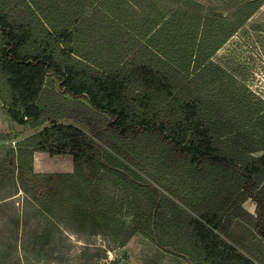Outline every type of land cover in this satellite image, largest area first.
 <instances>
[{
	"label": "trees",
	"instance_id": "trees-1",
	"mask_svg": "<svg viewBox=\"0 0 264 264\" xmlns=\"http://www.w3.org/2000/svg\"><path fill=\"white\" fill-rule=\"evenodd\" d=\"M263 6L0 0V112L41 128L0 178L16 171L75 234L119 247L138 234L185 264H264L263 110L213 60ZM35 152L70 156L72 172L35 173Z\"/></svg>",
	"mask_w": 264,
	"mask_h": 264
},
{
	"label": "rangeland",
	"instance_id": "rangeland-1",
	"mask_svg": "<svg viewBox=\"0 0 264 264\" xmlns=\"http://www.w3.org/2000/svg\"><path fill=\"white\" fill-rule=\"evenodd\" d=\"M263 23L264 6L245 22L213 60L236 79L242 92L252 102H257L264 114V31L259 29ZM10 124L0 133V161L17 148L18 141L41 129ZM263 154L257 152L254 156ZM110 186L109 180H103L101 190L113 197L117 191ZM254 207L250 200L244 204L251 213ZM47 216L40 202L22 187L16 171L0 178V264H158L159 257L162 258L159 264H185L163 256L138 234H132L125 245L119 247L102 235L87 237L73 233L59 212L52 219ZM123 220L128 225L129 218ZM46 233L51 237L46 238Z\"/></svg>",
	"mask_w": 264,
	"mask_h": 264
},
{
	"label": "crops",
	"instance_id": "crops-1",
	"mask_svg": "<svg viewBox=\"0 0 264 264\" xmlns=\"http://www.w3.org/2000/svg\"><path fill=\"white\" fill-rule=\"evenodd\" d=\"M10 125L7 118L0 112V132H5ZM72 169L73 163L70 156L50 157L47 153L42 152H35L33 155V170L35 173H71Z\"/></svg>",
	"mask_w": 264,
	"mask_h": 264
}]
</instances>
